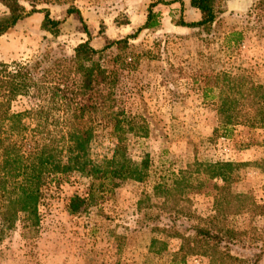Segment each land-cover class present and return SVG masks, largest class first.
Returning a JSON list of instances; mask_svg holds the SVG:
<instances>
[{
  "label": "rangeland",
  "instance_id": "rangeland-1",
  "mask_svg": "<svg viewBox=\"0 0 264 264\" xmlns=\"http://www.w3.org/2000/svg\"><path fill=\"white\" fill-rule=\"evenodd\" d=\"M18 1L32 13L0 36V64L38 63L47 69L53 61L74 58L62 63L65 73L79 64H98L113 81V113L126 117L122 126L133 129L123 137L126 155L133 162L147 156L148 166L141 181L126 179L107 199L74 215L67 212L69 200L85 197V181L70 173L68 182L57 185L56 175H41L38 221L34 225L18 213L13 228L0 236V264H264V218L251 205L264 206V126H222L217 102L223 93L207 85L213 77L221 85L224 77L264 87V4L223 0L217 20L202 29L176 25L180 19L200 20L188 0ZM159 1L173 3L152 8L158 28L141 31L126 47H112L91 62L76 54L86 41L99 51L133 35ZM41 10L61 22L59 35L41 30ZM6 12L0 3V17ZM39 70L35 78L43 81ZM56 75L51 72L44 84ZM36 94L34 89L12 100L10 113L35 109ZM23 123L36 125L29 116ZM140 128L146 135L136 131ZM117 143L112 127H101L91 159L110 160ZM243 195L246 210L213 219L216 197L229 196L222 204L230 200L234 206L231 196ZM197 227L218 234L219 247L195 245ZM189 246H199V253L189 255Z\"/></svg>",
  "mask_w": 264,
  "mask_h": 264
},
{
  "label": "trees",
  "instance_id": "trees-1",
  "mask_svg": "<svg viewBox=\"0 0 264 264\" xmlns=\"http://www.w3.org/2000/svg\"><path fill=\"white\" fill-rule=\"evenodd\" d=\"M257 1L264 4V0ZM188 2L192 9L199 12L200 20L187 23L180 19L176 22L177 26L208 29L222 13L223 0ZM0 3L7 10L0 17V36L32 13H26L18 0H0ZM172 3H152L144 25L133 35L111 42L99 51L86 41L77 46L76 54L83 56L85 62H91L95 55H101L112 47H126L128 41L135 39L141 31L160 26L157 15L152 12L153 7ZM38 12L43 14L41 30L53 36L59 35L61 22L51 19L47 10ZM69 13L72 12L68 11ZM85 32L88 33L86 30ZM73 59L70 62L53 61L52 68L47 69H42L38 63L0 64V236L6 229L13 228L18 213L29 216L32 224L38 221L37 206L43 174L56 175L53 182L57 185L68 182L70 173H76L85 181V197L74 195L69 200L67 212L71 215L79 213L89 203L107 199L126 179L139 182L145 177L147 156L141 161L133 162L126 155L123 137L126 132L132 133L133 129L122 126V123L127 122L126 117L121 119L119 116L122 114L112 111L113 93L110 88L113 81L109 74L95 63L89 66L79 64L73 73H65L66 66L63 67L62 63H73ZM37 69L43 73V81L35 78ZM51 72L57 75L47 82L48 85L44 84ZM240 79L226 80L223 77L221 85L215 77L207 80L210 91L216 89L223 93L217 102L219 123L222 126L242 123L264 126V87ZM34 89L37 92L34 97L38 102L36 108L11 114L8 109L10 102L19 96H29ZM28 116L36 123L32 129L25 127L23 123V117ZM109 126L116 135L117 146L110 160L96 162L90 156L94 134L101 127ZM136 131L141 135L147 133L143 128ZM210 167L212 168L207 167V171ZM227 198H215L216 216L213 219L218 220L246 210L243 203L248 197L231 196L230 199L237 204L234 206L229 205L230 200L222 204V200H228ZM251 205L253 211H258L259 216L264 218V206H257L253 202ZM215 229L221 233L218 227ZM193 230L195 238L192 240L196 241L195 245L212 242L219 247L222 242L218 234L212 235L206 228L197 227ZM227 235L233 237L234 234L228 231ZM198 249L199 246H189L187 251L189 255H197ZM182 250L183 247L179 252ZM227 258L233 260L229 256Z\"/></svg>",
  "mask_w": 264,
  "mask_h": 264
}]
</instances>
